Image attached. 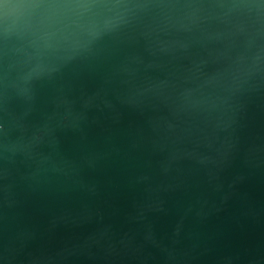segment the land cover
Listing matches in <instances>:
<instances>
[{
	"label": "water",
	"instance_id": "water-1",
	"mask_svg": "<svg viewBox=\"0 0 264 264\" xmlns=\"http://www.w3.org/2000/svg\"><path fill=\"white\" fill-rule=\"evenodd\" d=\"M0 264H264V0H0Z\"/></svg>",
	"mask_w": 264,
	"mask_h": 264
}]
</instances>
